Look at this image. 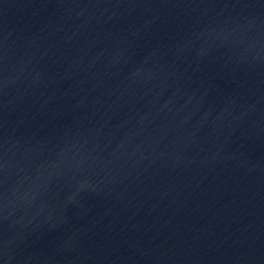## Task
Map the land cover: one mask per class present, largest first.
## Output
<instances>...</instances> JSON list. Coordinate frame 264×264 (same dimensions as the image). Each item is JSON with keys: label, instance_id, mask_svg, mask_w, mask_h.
<instances>
[{"label": "water", "instance_id": "1", "mask_svg": "<svg viewBox=\"0 0 264 264\" xmlns=\"http://www.w3.org/2000/svg\"><path fill=\"white\" fill-rule=\"evenodd\" d=\"M0 264H264V0H0Z\"/></svg>", "mask_w": 264, "mask_h": 264}]
</instances>
